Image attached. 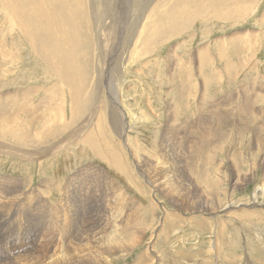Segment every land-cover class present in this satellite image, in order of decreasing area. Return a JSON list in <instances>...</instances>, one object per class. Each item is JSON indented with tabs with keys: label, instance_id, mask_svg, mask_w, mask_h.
<instances>
[{
	"label": "rangeland",
	"instance_id": "obj_1",
	"mask_svg": "<svg viewBox=\"0 0 264 264\" xmlns=\"http://www.w3.org/2000/svg\"><path fill=\"white\" fill-rule=\"evenodd\" d=\"M104 1H0V264H264V0Z\"/></svg>",
	"mask_w": 264,
	"mask_h": 264
},
{
	"label": "bare ground",
	"instance_id": "obj_2",
	"mask_svg": "<svg viewBox=\"0 0 264 264\" xmlns=\"http://www.w3.org/2000/svg\"><path fill=\"white\" fill-rule=\"evenodd\" d=\"M1 1V0H0ZM103 2H102V8L103 9H106L108 6H107V3L108 2H106V1H104V0H102ZM199 2L200 4H202L203 3V0H194V1H192V2ZM210 1V0H209ZM121 3H122V1H121ZM34 4V3H33ZM89 5V4H88ZM6 6V5H5ZM24 7V6H23ZM27 8H29V6H26ZM31 7V6H30ZM34 7V6H33ZM22 7H18V8H16V9H18V10H20ZM32 8V7H31ZM170 8H172V7H170ZM192 8V7H191ZM174 11V10H173ZM60 13V12H59ZM168 13V12H167ZM170 13V12H169ZM42 14V13H41ZM52 16V15H51ZM42 17V16H41ZM44 17V16H43ZM149 17V16H148ZM171 19V18H170ZM70 23V22H69ZM168 23V22H167ZM174 23V22H173ZM141 25V24H140ZM171 25V24H170ZM68 27V26H67ZM167 29V28H166ZM134 31V30H133ZM59 33V32H58ZM159 33V32H158ZM134 36V35H133ZM134 38V37H133ZM68 39V38H67ZM194 39V38H193ZM45 41H47V40H45ZM61 41H62V39H61ZM220 41V40H219ZM43 42V41H42ZM113 42V41H112ZM35 43V42H34ZM42 45V44H41ZM37 47V46H36ZM105 48V47H104ZM35 49V48H34ZM40 50V49H39ZM45 50V49H44ZM38 51V50H37ZM68 51H70V50H68ZM52 56V55H51ZM108 57V62H107V60H106V58L105 57ZM104 56H102V55H100V57L102 58L103 57V61L105 62V65H106V67L107 66H111L112 65V59L110 58V50H108V51H104ZM171 56H173V55H171ZM200 56V55H199ZM201 57V56H200ZM205 57V56H204ZM215 57H217V56H215ZM65 58V57H64ZM217 59V58H216ZM61 60V59H60ZM159 60V59H158ZM163 60V59H162ZM161 60V61H162ZM167 60V59H166ZM166 60H164V62L166 61ZM191 61V60H190ZM217 61V60H216ZM3 63V62H2ZM213 63V62H212ZM54 64V63H53ZM58 64V63H57ZM62 64V63H61ZM146 64V63H145ZM55 65V64H54ZM69 65V64H68ZM165 65V64H164ZM225 65V64H224ZM254 65V64H253ZM56 66V65H55ZM54 66V67H55ZM194 66V65H193ZM59 67V66H58ZM227 67V66H226ZM255 67V66H254ZM69 68V67H68ZM78 68V67H77ZM111 68V67H110ZM71 69V68H70ZM101 70V69H100ZM173 70V69H172ZM177 71V70H176ZM90 72V71H89ZM164 72V71H163ZM172 72V71H171ZM129 74H130V72H129ZM167 77V76H166ZM170 77V76H169ZM245 77V76H244ZM251 77V76H250ZM168 78V77H167ZM137 79V78H136ZM245 79V78H244ZM103 80V79H102ZM166 80V79H165ZM98 81L99 80H96V85H95V90L94 91H92V88H90V93L88 94V96H87V98L85 99V101L83 102V107L84 106H86L87 104H89L91 101H92V94L94 93H97L98 91H99V89H100V85H99V83H98ZM104 81V80H103ZM164 81V80H163ZM111 82V81H110ZM106 84V83H105ZM83 85H84V83H83ZM161 85V84H160ZM105 86V85H104ZM62 87V86H61ZM248 87V86H247ZM74 88V87H73ZM106 88V87H105ZM158 88V87H157ZM159 88H160V86H159ZM250 88H251V86H250ZM255 88V87H254ZM78 89H79V91L81 92L82 91V88H80V87H78ZM114 90V89H113ZM261 90V89H260ZM184 91L185 90H183V93H184ZM109 92V91H108ZM31 93V92H30ZM101 93H102V91H101ZM67 94H68V97H69V99H70V104H71V107H74V105H75V102H76V94L74 93V90L71 88V87H69V89H67ZM86 94V93H85ZM104 94V93H103ZM242 94H244V93H242ZM241 94V95H242ZM246 94V93H245ZM258 95H259V93H257ZM256 94V95H257ZM84 95V94H83ZM247 95V94H246ZM262 95V94H261ZM104 96V95H103ZM244 97H246L245 95H243ZM249 96V95H248ZM251 96V95H250ZM95 97V96H94ZM102 97V96H101ZM242 97V96H241ZM260 97V96H259ZM262 97V96H261ZM8 98V97H7ZM119 98V97H118ZM101 99H103V98H101ZM106 99H107V97H106ZM248 99H250L249 97H248ZM244 100H246V101H251V100H247V99H245L244 98ZM257 100V99H256ZM108 101V100H107ZM258 101V100H257ZM256 101V102H257ZM97 102V101H96ZM99 103H101V100H99ZM98 103V104H99ZM234 103V102H233ZM77 104H78V102H77ZM97 104V105H98ZM103 104V103H102ZM101 104V105H102ZM236 104V103H235ZM244 104L246 105V103H245V101H244ZM251 104H253V102H251ZM44 105V104H43ZM10 106V105H9ZM77 106V105H76ZM246 106H248V105H246ZM78 107V106H77ZM245 107V106H244ZM249 107V106H248ZM79 108V107H78ZM78 108H76V109H78ZM85 108V107H84ZM99 108V107H98ZM112 109H114V113L111 115V117L115 120V116L114 115H116V108L118 109H120L121 110V112H122V105H121V100H119V99H117L116 98V94H113V98H112V107H111ZM181 108V107H180ZM233 108H236V106H234ZM251 108V107H250ZM70 109V108H69ZM74 109H75V107H74ZM76 109H75V111H76ZM87 109V108H86ZM100 109L101 108H99V111H98V109H96V110H94V113H92L91 112V115L89 116V118H88V120L79 128V130L77 129V132L75 133V137L74 136H71V137H73V138H76V136L80 133V131L85 127V125L87 124V123H89V122H91L93 119H94V117H96L97 116V112H100ZM112 109H110V110H112ZM249 110V108L247 109V111ZM260 110V109H259ZM75 111H73V113H75ZM229 111V110H228ZM234 111V110H233ZM235 111H237V110H235ZM243 112H244V109L242 110ZM251 111V110H250ZM250 111L248 112L249 114H255L254 112H252V113H250ZM186 112V111H185ZM207 112H209V111H207ZM230 112V111H229ZM235 113V112H234ZM236 113H238V112H236ZM245 113V112H244ZM248 113H247V115H248ZM78 114V113H77ZM240 114V113H239ZM252 114V115H253ZM121 115V117H122V120H125V113H124V111L120 114ZM223 116V115H222ZM218 118H219V116H218ZM221 118H223V117H220V119ZM239 118H240V115H239ZM238 118V119H239ZM241 118H242V116H241ZM219 119V121H221ZM218 121V122H219ZM231 121V120H230ZM203 123V122H202ZM243 123V122H242ZM123 124V123H122ZM218 124V123H217ZM240 124V123H239ZM114 125H115V123H114ZM127 125H128V123H127ZM127 125H126V121H124V124H123V126H122V130L123 129H128V127H127ZM219 126V125H218ZM240 126V125H239ZM115 127H117V126H115ZM114 129V128H113ZM116 129V128H115ZM176 129V128H175ZM246 128L244 127V128H242V127H240V131H244ZM250 130V129H249ZM112 131V130H111ZM246 131V130H245ZM247 131H248V128H247ZM220 133V132H219ZM242 133V132H241ZM252 134H254V132L252 133ZM199 135H200V133H199ZM248 135V134H247ZM118 136H120V135H118ZM254 136V135H253ZM69 137V136H68ZM73 138H72V140H73ZM119 139H122V141L123 142H125L126 144H127V135H126V133H124L123 134V136L121 137V138H119ZM205 139V138H204ZM253 139V138H252ZM202 140V139H201ZM67 141H69V140H67ZM67 141H66V139H64V140H62V143L59 145V146H56L52 151H51V153L52 152H54V151H57V150H60L61 148H63V146H62V144L64 145V146H67L68 145V143H67ZM71 141V140H70ZM199 141V140H198ZM27 142V141H26ZM168 143V142H167ZM70 144V143H69ZM125 144V145H126ZM194 144V143H193ZM243 145H245L246 147H248L247 145V143L246 144H243ZM250 145V144H249ZM69 146V145H68ZM67 146V147H68ZM163 146V145H162ZM12 147V146H11ZM128 147V146H127ZM161 147V146H160ZM165 147H166V145H165ZM168 147V146H167ZM255 147V146H254ZM259 146H257V148H258ZM263 147V146H262ZM170 148V147H169ZM173 148V147H172ZM242 148H245V147H242ZM261 148V147H260ZM195 149H198V148H195ZM246 149V148H245ZM167 150H169V149H167ZM244 150V149H243ZM258 151V150H257ZM10 153L12 154V155H14V156H17L18 157V151H16V154L13 152V151H10ZM255 153V152H254ZM168 154V153H167ZM178 154V153H177ZM8 155H9V153H8ZM170 155H172V154H170ZM250 155H251V153H250ZM249 155V156H250ZM252 155H253V153H252ZM51 156H53V155H51ZM167 156V155H166ZM165 156V157H166ZM178 156V155H177ZM243 156V155H242ZM20 157V156H19ZM26 157V156H25ZM30 158H33L32 156H29ZM164 157V156H163ZM146 158V157H145ZM174 158V157H173ZM176 158V157H175ZM174 158V159H175ZM253 158V157H252ZM42 159V158H41ZM170 159V158H169ZM159 160H160V158H159ZM163 163H165V162H163ZM261 164V163H260ZM165 167V166H164ZM170 167V166H169ZM95 170V169H94ZM99 170V169H98ZM91 171H93V170H91ZM103 172V171H102ZM173 172V171H172ZM90 173V172H89ZM103 174H105V173H103ZM78 175V174H77ZM99 177V176H98ZM105 177V176H104ZM164 177V176H163ZM92 178V177H91ZM95 178V177H94ZM97 178V177H96ZM107 178V177H106ZM146 178V177H145ZM171 178V177H170ZM79 179V178H78ZM167 178H165V180H166ZM105 180V179H104ZM173 180V179H172ZM73 181V180H72ZM101 182V181H100ZM105 182V181H104ZM103 182V183H104ZM241 182V181H240ZM102 183V182H101ZM107 183V182H106ZM146 183V182H145ZM148 183V182H147ZM146 183V184H147ZM167 183V182H166ZM187 183V182H186ZM239 183V182H238ZM45 184V183H44ZM95 184V183H94ZM168 184V183H167ZM42 185V184H41ZM48 185V184H47ZM158 185V184H157ZM43 186V185H42ZM152 186V185H151ZM169 186H170V184H169ZM38 187V186H37ZM36 187V188H37ZM117 187V186H116ZM35 188V189H36ZM47 188V187H46ZM51 188V187H50ZM117 189V188H116ZM120 189V188H119ZM122 189V188H121ZM72 190V189H71ZM107 190V189H106ZM153 190V189H152ZM260 190V189H259ZM90 191H91V189H90ZM114 191V190H113ZM262 191V190H261ZM99 192V191H98ZM115 192V191H114ZM176 192V191H175ZM36 193V192H35ZM39 194V193H38ZM89 194V193H88ZM94 194H96V193H94ZM124 194V193H123ZM73 195V194H72ZM67 196H69V195H67ZM93 196V195H92ZM98 196V195H97ZM255 196V195H254ZM65 197V196H64ZM81 197V196H80ZM108 197V196H107ZM19 198V197H18ZM109 198V197H108ZM112 199L114 198V197H111ZM70 199V198H69ZM93 199V198H92ZM40 200V199H39ZM109 200H110V198H109ZM114 200V199H113ZM121 200V199H120ZM23 201V200H22ZM46 201V200H45ZM44 201V202H45ZM103 201V200H102ZM117 201V200H116ZM123 201V200H122ZM154 201V200H153ZM41 202V201H40ZM69 200H68V202H66L65 201V198H64V201H62V200H58V203H62L63 204V207H62V211H61V217H64V216H66V214L64 215L63 213H65L66 211H68L69 212V217H71L72 218V211L70 210V208L68 207V204H69ZM127 202V201H126ZM6 204V203H5ZM72 204V203H71ZM80 204V203H79ZM117 204V203H116ZM123 204V203H122ZM74 205V204H73ZM125 205V204H124ZM65 206V207H64ZM67 206V207H66ZM136 206V205H135ZM7 207V206H6ZM12 207V206H11ZM107 208V207H106ZM124 208V207H123ZM263 208V207H262ZM102 209V208H101ZM115 209V208H114ZM127 209V208H126ZM235 209V208H234ZM38 210H39V208H38ZM44 210V209H43ZM110 210V209H109ZM119 210V209H118ZM118 210H115V211H118ZM162 210L164 211V209H163V207H162ZM4 211V210H3ZM85 211V210H84ZM41 212V211H40ZM105 212V211H104ZM119 212V211H118ZM123 212V211H122ZM165 212V211H164ZM18 213V212H17ZM34 213V212H33ZM102 213V212H101ZM235 213V212H234ZM5 214V213H4ZM85 214H86V212H85ZM68 215V214H67ZM116 215V214H115ZM119 215V214H118ZM6 217V216H5ZM68 217V216H67ZM80 217V216H79ZM115 217V216H114ZM117 217V216H116ZM116 217H115V219H116ZM2 218H3V216H2ZM2 218H0V219H2ZM65 218V217H64ZM102 218V217H101ZM78 220H80V219H78ZM89 220V219H88ZM87 220V221H88ZM99 220H101V219H99ZM106 220V219H105ZM108 220V219H107ZM109 220H111V219H109ZM57 221V220H56ZM70 221V220H69ZM68 221V222H69ZM102 221V220H101ZM104 221V220H103ZM61 222V221H60ZM63 222V221H62ZM65 222V221H64ZM106 222V221H105ZM109 222V221H108ZM117 222V221H116ZM0 223H1V220H0ZM4 223V222H3ZM56 223V222H55ZM58 223V222H57ZM80 223H81V221H80ZM115 223V222H114ZM59 224V223H58ZM107 224V223H106ZM4 225V224H3ZM68 225V224H67ZM66 226V225H65ZM99 226V225H98ZM116 226H118V224L116 225ZM115 226V227H116ZM122 226V225H121ZM129 226V225H128ZM100 227H102V226H100ZM104 227V226H103ZM108 227V226H107ZM114 227V228H115ZM120 227V225L118 226V228ZM125 227H127V226H125ZM67 228V227H66ZM99 228V227H98ZM106 228V227H105ZM126 229V228H125ZM131 229V228H130ZM125 231V230H124ZM138 231V230H137ZM103 232V231H102ZM129 232V231H128ZM139 232V231H138ZM110 233V232H109ZM123 233V232H122ZM140 233H141V231H140ZM101 234V233H100ZM142 234V233H141ZM126 235V234H125ZM124 235V236H125ZM129 235H131V234H129ZM133 235V234H132ZM135 236V235H134ZM93 237V236H92ZM101 237H103V234L101 235ZM105 238L107 237V236H104ZM126 237V236H125ZM100 239H102V238H100ZM110 239V238H109ZM113 239V238H112ZM99 240V239H98ZM97 240V241H98ZM103 240V239H102ZM106 240V239H105ZM94 241H95V239H94ZM96 241V242H97ZM108 241V240H107ZM136 241V240H135ZM151 241H152V239H151ZM84 242V241H83ZM90 242V241H89ZM92 242V241H91ZM76 244H77V242H75ZM75 243H74V245H75ZM79 243H80V241H79ZM106 243H108V242H106ZM150 243V242H149ZM67 244V243H66ZM73 244V243H72ZM99 245H100V243H98ZM134 244H135V242H134ZM133 244V245H134ZM40 245V244H39ZM97 245V244H96ZM103 245V244H102ZM124 245V244H123ZM136 245H138V244H136ZM136 245H135V247H136ZM72 246V245H71ZM77 246V245H76ZM90 245H89V243H86V245H85V247H89ZM98 246V245H97ZM109 246V245H108ZM131 246H132V243H131V245H129V247L131 248ZM73 247V246H72ZM75 247V246H74ZM80 247V246H79ZM107 247V246H106ZM116 247V246H115ZM128 247V246H127ZM129 247L127 248L128 250H129ZM214 247H216V246H214ZM213 247V249H216V248H214ZM3 248V247H2ZM66 248V247H65ZM77 248V247H76ZM87 248H85V249H87ZM100 248H102V247H100ZM112 248H114V247H112ZM122 247H120V250H124V249H121ZM61 249H62V247H61ZM71 249V248H70ZM75 249V248H74ZM78 249V248H77ZM80 249V248H79ZM81 249H83V248H81ZM104 249V248H103ZM119 249V248H118ZM117 249V250H118ZM126 249V250H127ZM132 249V248H131ZM130 249V250H131ZM134 249V248H133ZM132 249V250H133ZM136 249V248H135ZM212 249V250H213ZM9 250V249H8ZM12 250V249H11ZM10 250V251H11ZM14 250V249H13ZM17 250V249H16ZM112 250V249H111ZM119 250V252H123V251H120ZM74 251V250H73ZM82 251V250H81ZM107 251H108V249H107ZM216 251V250H215ZM14 252V251H13ZM48 252V251H47ZM46 252V253H47ZM76 252V251H75ZM119 252H117V253H119ZM150 252H152V251H150ZM79 253V252H78ZM100 253H102V252H100ZM216 253V252H215ZM44 254V253H43ZM76 254V253H75ZM105 254V253H104ZM2 255V254H1ZM30 255V254H29ZM58 255V254H57ZM61 254H59V256H60ZM217 255V254H216ZM31 256V255H30ZM38 256V255H37ZM44 256V255H43ZM48 256V255H47ZM53 256V255H52ZM109 256H110V254H109ZM155 257V258H154ZM35 258V257H34ZM37 258V257H36ZM54 258V257H53ZM61 258V257H60ZM67 258V257H66ZM101 258V257H100ZM148 258V257H147ZM217 258V257H216ZM30 259V258H29ZM57 259H59V258H57ZM73 259V258H72ZM110 259V258H109ZM1 260V259H0ZM41 259H39V261H40ZM51 260V259H50ZM74 260V259H73ZM77 260V259H76ZM155 260V261H154ZM38 261V260H37ZM45 261V260H44ZM52 261V260H51ZM50 261V262H51ZM110 261V260H109ZM152 261H154V263L155 264H161V260L159 259V256H153L152 257ZM14 262V261H13ZM30 262V261H29ZM46 262V261H45ZM16 263V262H15ZM32 263V262H31ZM37 263V262H36ZM47 263V262H46ZM55 263H57V264H59L60 262H58V260H56L55 259V261H54V263L53 264H55ZM217 263V262H216ZM215 263V264H216ZM219 263V262H218ZM221 263V262H220ZM219 263V264H220ZM61 264V263H60ZM222 264V263H221Z\"/></svg>",
	"mask_w": 264,
	"mask_h": 264
}]
</instances>
